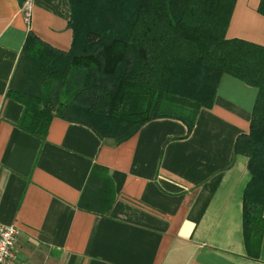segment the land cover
Instances as JSON below:
<instances>
[{
  "label": "crops",
  "instance_id": "obj_1",
  "mask_svg": "<svg viewBox=\"0 0 264 264\" xmlns=\"http://www.w3.org/2000/svg\"><path fill=\"white\" fill-rule=\"evenodd\" d=\"M259 3L236 1L228 38L264 45ZM71 13L70 0H0V222L19 230L14 264H264V239L258 257L246 247L251 173L249 157L236 152L256 87L226 73L191 131L155 118L117 144L60 116L45 137L19 126L24 106L7 93L28 35L68 51ZM99 168L115 194L107 214L79 204L86 190L104 196L103 179L89 184Z\"/></svg>",
  "mask_w": 264,
  "mask_h": 264
},
{
  "label": "trees",
  "instance_id": "obj_2",
  "mask_svg": "<svg viewBox=\"0 0 264 264\" xmlns=\"http://www.w3.org/2000/svg\"><path fill=\"white\" fill-rule=\"evenodd\" d=\"M236 1L70 0L71 48L28 35L16 77L27 61L37 67L40 83L35 90L14 84L7 94L23 104L19 126L33 135L45 137L60 116L117 144L155 118L180 119L191 131L199 111L214 104L226 73L256 87L250 131L236 152L249 157L243 227L248 253L258 257L264 239V45L227 37ZM258 11L264 15V0ZM99 170L89 184L98 175L104 196L90 198L86 190L79 204L107 214L115 194Z\"/></svg>",
  "mask_w": 264,
  "mask_h": 264
},
{
  "label": "built area",
  "instance_id": "obj_3",
  "mask_svg": "<svg viewBox=\"0 0 264 264\" xmlns=\"http://www.w3.org/2000/svg\"><path fill=\"white\" fill-rule=\"evenodd\" d=\"M19 230L16 226L0 222V264H14V246ZM49 264V263H44Z\"/></svg>",
  "mask_w": 264,
  "mask_h": 264
},
{
  "label": "rangeland",
  "instance_id": "obj_4",
  "mask_svg": "<svg viewBox=\"0 0 264 264\" xmlns=\"http://www.w3.org/2000/svg\"><path fill=\"white\" fill-rule=\"evenodd\" d=\"M37 73V67L34 68L30 62L24 61L18 73L15 86L23 90H35L38 87V83H40Z\"/></svg>",
  "mask_w": 264,
  "mask_h": 264
}]
</instances>
